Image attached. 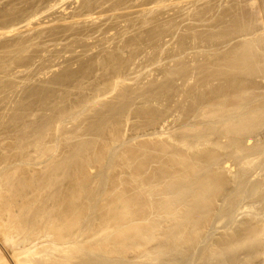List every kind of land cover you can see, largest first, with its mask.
<instances>
[{
    "label": "rangeland",
    "instance_id": "374dc122",
    "mask_svg": "<svg viewBox=\"0 0 264 264\" xmlns=\"http://www.w3.org/2000/svg\"><path fill=\"white\" fill-rule=\"evenodd\" d=\"M156 1L157 0H0V30H6L5 24H7V27L10 25V29L12 28V30L15 31L5 35L0 34L3 36L0 37V42L3 44L0 46V80H2L0 82V90L3 95L7 94V98L10 99L7 100L9 101V106L7 105L8 110L4 115V118H6L4 119L0 114V124L6 131L7 139H12L14 141H8L10 151L9 157L13 163H15L16 160L19 161V158L23 160V164L20 165H23L22 170L25 174L24 178L28 181L26 182V187H28L30 191L35 187V189H37L38 185H40L38 187V190L40 188L39 191L46 190L48 194L46 191L42 192V197L45 201L42 200L41 197L40 202L47 203V200L51 197L55 202L54 204L57 205L56 209L57 212H59V216L62 215V209H66V207H64L66 203H63V200L66 201L67 199L66 202H68L71 196L74 197L75 191L79 192V194L75 193V199L77 195H79V198L77 196V201L73 199L76 202H73V204L76 205V208H82L79 209L84 219L81 222L79 221L80 227L90 229V227L93 226V228L98 231L100 226L106 225L107 223L103 224V221H106V217L108 218L111 215L110 212L118 211V208L121 209L120 201H116L114 206L107 205H110L109 202L118 195L120 196V194L121 197L124 196V198L122 197L123 199L132 202V213H137L138 211L144 215L142 217H148V220L142 222V226H147V229L150 226L152 227L151 229H153L155 226L158 231L156 229L154 230L158 233L161 231L160 228H162L164 223V228L159 232L161 238L158 237V240L154 242L148 243V241L140 239L139 236L134 239L133 237H130V239L129 237H127L128 239L124 237L126 241L123 240V242H121V252H123L120 253V255H122L119 256V258H122L121 264H155L158 260L154 262L149 258V255L153 252H159L158 255L161 254L162 258L158 262L159 264L164 259L165 264H169L168 261L170 259L169 262L171 264L172 262L178 264L176 263L177 261L179 264L182 262L183 264H191V262L192 264H240V260L241 263L244 264H248L250 261L251 263L254 261L253 264L264 263V257H260V259L256 260V263L255 258L252 261L253 255L249 249V251L247 250L245 246L246 243L242 244L244 248H239L236 245L240 239L242 242L243 235L241 236V234L244 230L245 234L248 235V231L246 230L248 224L246 225L244 222L245 220L243 221L244 218H241L245 215L243 213H246V210H248L246 204H243L244 200L238 203L236 199L238 204L235 208L236 211L238 209L241 211V207L246 208H244L245 211L244 209L242 210L243 212L238 218L236 217L239 223L237 221V223H234L235 216L238 212L234 213L233 217L230 218L235 224L232 227V229L234 228V230H232V232L234 231L233 233L227 231L229 228L231 229L232 222L227 221L229 219L228 217H223L224 215L222 219L225 222H223V220L220 219L221 215L219 217L218 213L220 207L223 206L224 208V206L227 205L224 200L228 201L231 197L228 199L224 198L234 195L233 192L239 189L237 187L239 183L234 184L236 183L234 180L239 181L242 178H246V175L242 176L246 166L244 164V167L240 163L245 159L243 154L247 148L250 149L251 142L246 138L248 135L247 128L249 129V123L247 122L248 118L246 119L245 117L248 126L245 123L242 124L244 121L240 120V118L242 119L249 114L245 110L244 112H246L247 115L246 113L244 114L243 106L244 104L247 108L252 106L249 109L254 108L253 110H255L256 107H264V60L262 59L264 58V54L262 55V53H264V44L262 47L260 45L264 39L260 38L264 37V23H261L264 20V0H256L257 3L256 5L254 4L255 6H252L253 4L251 2H253V0H180L182 3L179 0H162L164 1L162 3L163 5L159 3L161 0ZM254 7H257V9L259 7V10ZM85 16H87V18ZM255 17H258L257 20ZM259 38L261 40H259ZM120 76L122 79L119 78ZM118 78L121 81L118 84L119 86L115 84L117 83L116 81L119 82ZM134 78H136V80ZM113 87L114 90H112ZM257 100H261L260 103ZM12 105L16 108H13ZM238 106L243 108L242 112H240V108H236ZM10 107L13 109L11 110ZM260 109L261 108L257 110L256 108L255 112L261 113L263 109ZM18 110L19 113H22L21 115L17 113ZM216 110L218 113L217 115ZM236 110H240L238 112L240 116L236 113ZM213 111H215L214 114L212 113ZM226 111L230 112V116L231 113L232 115L234 114V116L231 117L233 119V125L239 122L240 124L237 123L239 126H241V124L242 126H247V128H245L247 130H245L246 134L242 133L244 127H239L237 124V126L235 125V129L239 127V130H242H238L239 132L234 131L235 129H233V126L230 124L232 119L229 118L230 116L228 114H225ZM210 114H212L211 116L216 115L217 118L208 119L211 118L209 117ZM222 115L223 117L228 116L227 118L230 119V121L226 120L229 124L225 128L223 126L227 123L224 122L222 126V122L227 118H223ZM220 118L223 119V121H220L221 124L218 121ZM213 119L216 121L213 122ZM1 120L3 121L2 123ZM235 120L237 121L235 122ZM163 122H165V124H163ZM230 127L233 131L230 130ZM226 128L229 130L227 131ZM217 130H219V133ZM221 130L223 132H221ZM235 132L238 137H234V140L230 137H233V135L236 134ZM209 133L212 134L209 135ZM227 133L229 134L228 136H226ZM204 134H207L209 138ZM243 134L245 137H243ZM207 138L209 140H206ZM218 138H220V140ZM205 140L207 143H205ZM229 140H233L232 143L229 142ZM17 141L18 143H16ZM210 141H212L211 143L217 142L220 144L218 145L215 143L222 149L216 148V152L220 150L221 154L217 152L220 158L217 154V157H212L210 155L211 150L216 147L215 144L210 146ZM219 141L221 142L219 143ZM248 141L250 143H247ZM53 143H55L57 147L60 146L57 148ZM196 143L199 144L196 145ZM237 143L238 145H236ZM255 143L257 145L259 144L258 141ZM232 144H235L236 147ZM166 145H169L170 149L167 148L168 146ZM199 145H201V147ZM206 145H209V149L206 148ZM202 146L205 147L202 148ZM244 146L247 147L245 148ZM19 147H22V150H24V148L27 150L24 152L21 148L19 149ZM34 147L38 149H34ZM233 147L239 148V150ZM16 148L21 151L16 152ZM201 148L207 150L206 152L204 150V154L206 153L205 157L203 156L204 154L202 155L203 150ZM229 148L234 151L231 150L230 152ZM225 149L230 152L229 154H232V157H230L231 155H227V151H223ZM53 150L55 153L52 152ZM214 150L212 151L214 152ZM208 151L210 152V154L208 153L209 155H207ZM222 151L223 153L225 152L224 154L227 156L223 155ZM33 152L36 153V156ZM41 152H47V154L40 155L42 154ZM213 152L212 155L214 154ZM11 154L12 156H10ZM241 154L243 156H241ZM51 155L54 156L52 157ZM236 155L242 157V159L240 158L241 161L239 158L235 159V157H237ZM49 156H51V159H49ZM213 156H215V154ZM206 157L212 158H209L212 160V163H210V160ZM200 158H203L209 164L203 163L205 162L203 160V162H201L202 165L200 163ZM213 158L216 159L214 160ZM43 160L48 164L47 167V164L42 165V163H45ZM180 160L182 163H180ZM213 160L214 162L220 160L222 163L218 161V164H216ZM232 160L240 162L237 163V161H235V164ZM34 161L37 163L42 162L41 165H39L41 167H36L38 164ZM47 161H49V163ZM227 161L228 164H226ZM29 162H32L31 164H36L35 167L29 164ZM61 162L62 164L64 163L62 167H60ZM232 163H234L233 170H231ZM205 164L207 167H202L205 166ZM225 164L226 166H224ZM238 164H240L239 167H237ZM215 165L216 167H214ZM220 165L221 167L223 166V169H221ZM224 167L228 169L225 170L228 175H230V172L233 173L234 171L236 175L234 172V175L231 174L230 177H228V175L223 172ZM203 168H206L205 171ZM214 170H216L215 172L219 170L218 173L221 175L224 173V183L222 182V184H227V186L225 185L222 187L223 185L219 184L223 192L232 190L229 186L232 183L231 186L235 189L230 191L233 193H231L232 195H230V192L228 194L226 191L227 195H225L226 192H224V195L221 194L222 197H219L220 189L213 187V189L216 188L215 190L218 189V192H216L212 189V186L215 184L208 186V184L211 185L216 182L212 181L213 178L221 176L215 173ZM221 170H223V173ZM240 170L243 173L239 175L238 172H240ZM205 172H209V175H206ZM56 173L57 176L55 175ZM213 173L219 176H215ZM67 175L69 181L68 177H66ZM201 176L203 178L206 176V178L203 179ZM208 176L209 178L211 177L209 183ZM225 176L232 178V181L228 180ZM165 177H167V180ZM225 179L228 181H224ZM203 180H206L207 183L205 184L206 181L203 183ZM229 181L231 183H229ZM48 182H50V184ZM69 182L70 184H68ZM200 182L207 185L208 188L206 186L204 187L203 190H206V194H203V197L198 194L199 199L193 193L195 190V194L199 191H201L199 192L200 194H202V192L204 193V191L200 190L203 188ZM32 184H37V186ZM29 186L31 189H29ZM32 186L34 187L32 188ZM228 186L229 188L227 189ZM44 187L46 188L44 189ZM47 187L49 188L47 189ZM68 189L70 192L73 190L71 193L72 195H70V192L68 194ZM114 190H117V192L115 191V193H113ZM212 190L215 191L213 194H219L216 197L214 195V199H212V196L207 197ZM165 191H168V193L166 194ZM163 192H165V194ZM65 193L70 196H66ZM116 193L117 196H115ZM210 193L212 194V192ZM163 194L164 196L170 195L166 198ZM171 196L174 197V199ZM195 196L196 198H194ZM205 196L209 202L205 200ZM217 197H219V199L221 198V200ZM232 197L234 198V196ZM168 198H170L172 202L176 200L173 203V207H176V203L177 205L180 204V202L183 203H181V207H178L181 204L177 206L179 210H184L183 212L181 210L180 216H178L179 210L176 212L178 215L175 213L171 214L176 216L177 220H175L174 216L165 214L171 211H168V206L164 205V201L169 200ZM215 198L220 201L218 206H216L218 202H216L217 204L214 203L217 201ZM204 200L206 202H204ZM212 200H214V202ZM201 202L202 205L204 203V205H207L206 203H208V207L211 202L210 209L206 208V211L208 212L207 209H209V214L211 213L210 215L212 217L209 216L206 211L204 212V208L202 207L206 206L201 207ZM212 202L215 206L212 205ZM224 203L226 204L222 205ZM58 205L62 206L60 207ZM111 207L114 210L111 211ZM212 207H218L219 209H214L216 211L215 213ZM73 208H75V206ZM223 208L221 209L227 210V206ZM107 210L109 214L105 212ZM182 213H184V219L181 218ZM80 217L79 220L82 219H80ZM179 218L182 219L179 223H185V225L183 224L185 226L183 229L186 228L185 230L187 231L182 229V225L180 228V224L177 222ZM196 218L197 231H199L201 235L205 234L202 237L199 232L198 235L197 233L194 234L196 231L193 222L195 223ZM198 218L201 220L198 221ZM187 219H189V221ZM204 219H206L208 223L210 222V225H208L207 221ZM219 220L221 223L217 222ZM241 220L242 223L244 222L243 225ZM98 221H101L99 227L98 225L100 223ZM147 221H149V223ZM203 221L206 222V224L204 223L206 227ZM200 222H202L201 228ZM85 223L87 226L91 223L93 224L86 228L87 226ZM191 223L194 228H192ZM166 224L170 228H167V226H165ZM236 224H239V226ZM171 225H175L173 228L175 227L177 231H175L176 229H173ZM177 226H179V229ZM244 226L245 229L243 230L242 228H244ZM204 227L206 229H202ZM171 228L174 231H169ZM95 230L92 231L91 229L90 231L92 232L89 231V234H94ZM204 230L205 233L203 234ZM180 231H185L183 232L184 238L188 237V239H181L180 236L176 237V233L178 235ZM238 231L241 237L239 240L237 239L239 237L236 236L238 235ZM223 232L225 233L223 234ZM227 232L233 234L236 238H233V236ZM166 233H168V235L173 233L174 236L170 235L168 237ZM186 233L187 236H185ZM226 233L228 236L225 235ZM102 235L106 237L107 233H103ZM102 235L99 236L102 238ZM247 235H245L246 239L248 238ZM223 236H227V238L225 237L226 240H228L227 242ZM178 237H180L181 240ZM213 237L215 239L212 241L215 245L212 242L209 243ZM217 237L220 239H217ZM169 238L171 240H169ZM98 239L100 238L98 237ZM194 239L196 240L194 241ZM216 239L220 241H215ZM231 239L233 241L236 240L235 245L233 244L234 246H232L234 247L233 249L232 247L229 248L231 246L230 243H233ZM172 240H178V242H171ZM221 240L227 244L226 248H229L231 251H227L226 248H223L226 244L223 241L221 242ZM247 240H245V242ZM156 242L161 244L163 248H159L158 251L156 248L155 251V246L158 247ZM190 242H193L194 245H191L192 243ZM197 242H199L198 245ZM216 243L217 249L212 247V245L216 246ZM139 244L142 246L140 247ZM195 245L197 246L196 248ZM208 245L210 246L207 247ZM180 246L183 248V252L181 248L178 249ZM187 246H190V248ZM239 246L241 247V245ZM184 247L186 250L188 248L189 251L184 250ZM219 247L223 248V252H221L222 249L220 250ZM235 247L237 251L234 250ZM165 249L166 251L168 250V255ZM210 249L212 250L210 251ZM190 250L194 251L191 252ZM244 250H247L246 252L248 253L250 252L249 254L252 256ZM160 251H164L166 254L164 252L163 254L166 257L163 256ZM169 252L171 255H169ZM186 252H188L190 256ZM239 252L240 254H238ZM184 253L186 255H184ZM213 253H215V256L212 255ZM145 254H147V256ZM176 254L178 259L177 256H175V258L172 257V255L174 256ZM178 254H181L184 258L186 256L185 259H188L184 262L185 259L182 260V257ZM244 254H247V256ZM158 255L156 254V256ZM210 255H212L211 258ZM99 256L100 255L97 257L94 256L93 258H99ZM161 256L158 257L160 258ZM249 256L252 258L250 259ZM109 257H107V259ZM93 258L91 263L96 264L98 260L94 263L95 259ZM244 258L250 260H247L248 262L246 261L247 263H245ZM107 259L104 262H107ZM174 259H177V261H174ZM109 260L108 262H110Z\"/></svg>",
    "mask_w": 264,
    "mask_h": 264
},
{
    "label": "bare ground",
    "instance_id": "6f19581e",
    "mask_svg": "<svg viewBox=\"0 0 264 264\" xmlns=\"http://www.w3.org/2000/svg\"><path fill=\"white\" fill-rule=\"evenodd\" d=\"M80 1V0H79ZM157 1H159V0H157ZM156 1V2H157ZM162 1V0H161ZM159 2L161 5H163L162 3L164 2V1H162V2ZM171 1V0H170ZM169 1V2H170ZM180 1V0H179ZM183 1V0H182ZM252 1V0H251ZM257 1H259V0H257ZM257 1L256 0H253V2H251L253 5L252 6H255L256 5V3H257ZM55 2V1H54ZM155 2V3H156ZM181 2V1H180ZM61 3V2H60ZM167 3H168V1H167ZM182 3V2H181ZM154 4V3H153ZM157 4V3H156ZM155 4V5H156ZM159 4V5H160ZM255 4V5H254ZM259 4H260V2H259ZM58 5V4H57ZM258 5V4H257ZM157 6V5H156ZM259 6V5H258ZM49 7V6H48ZM56 7V6H55ZM58 7V6H57ZM154 8V7H153ZM156 8V7H155ZM160 8V7H159ZM167 8V7H166ZM255 8V7H254ZM255 9H257V7L255 8ZM47 10H48V8H47ZM149 10V9H148ZM152 10V9H151ZM257 10H259V7H258V9ZM46 11V10H45ZM190 12V11H189ZM170 13V12H169ZM188 13V12H187ZM257 13V12H256ZM259 14V13H258ZM39 15V14H38ZM256 15V14H255ZM93 16V15H92ZM33 17V16H32ZM31 17V18H32ZM36 17V16H35ZM86 18H87V16H85ZM261 17V16H260ZM80 18H82V17H80ZM258 18V17H257ZM257 18L255 17V19L257 20ZM261 19V18H260ZM69 20V19H68ZM80 20V19H79ZM75 21V20H74ZM261 21H262V19H261ZM28 22V21H27ZM30 22V21H29ZM262 24L264 23V20L261 22ZM45 24V23H44ZM6 25V30L4 29H1L0 30V34L1 35H5V34H7V33H12V32H15L14 30H12V28L10 29V27L8 26L7 27V24H5ZM12 25V24H11ZM13 27V26H12ZM16 27V26H15ZM35 27V26H34ZM7 28H9V29H7ZM15 29V28H14ZM0 35V37H3V36H1ZM6 36H8V35H6ZM244 36V35H243ZM262 36V35H261ZM260 37V36H259ZM261 39H263L264 37H260ZM259 38V40H261ZM193 39H194V37H193ZM1 41V40H0ZM263 42H264V39H263ZM262 42V44L260 43V45H261V47H262V45L264 44ZM193 43V42H192ZM258 44V43H257ZM3 44H2V42H0V46H2ZM260 45H259V47H260ZM263 48H264V46H263ZM262 48V49H263ZM264 50V49H263ZM262 50V51H263ZM164 52V51H163ZM264 52V51H263ZM261 54V53H260ZM264 53H262V55H263ZM246 59V58H245ZM263 60H264V58H262ZM247 60V59H246ZM158 62V61H157ZM195 62V61H194ZM47 63V62H46ZM264 63V62H263ZM264 65V64H263ZM229 67V66H228ZM237 67V66H236ZM24 68V67H23ZM140 68V67H139ZM149 68V67H148ZM19 69H21V68H19ZM149 69H151V68H149ZM193 69V68H192ZM23 70V69H22ZM195 70V69H194ZM248 70V69H247ZM256 70V69H255ZM261 70H262V67H261ZM25 71H27V70H25ZM15 72V71H14ZM41 72V71H40ZM50 73H52V72H50ZM49 73V74H50ZM194 76V75H193ZM252 76V75H251ZM138 77V76H137ZM152 77V76H151ZM120 79H122L121 78V76L119 77ZM118 78V79H119ZM120 79H119V82L118 81H116L117 83H115V84H119L121 81H120ZM124 79V78H123ZM135 80H136V78H134ZM138 79V78H137ZM117 80V79H116ZM264 80V79H263ZM2 80H0V82H1ZM126 81V80H125ZM193 81V80H192ZM1 84V83H0ZM115 84H114V87H115ZM119 86V85H118ZM118 86H116V87H118ZM19 87V86H18ZM114 87H113V89L112 90H114ZM233 87V86H232ZM241 88V87H240ZM246 88V87H245ZM1 89H3V88H1ZM117 89V88H116ZM4 90V89H3ZM202 90V89H201ZM206 90V89H205ZM247 90H249V89H247ZM248 92V91H247ZM246 93V92H245ZM9 94V93H8ZM109 94V93H108ZM238 94V93H237ZM229 95V94H228ZM242 95V94H241ZM246 95V94H245ZM234 96V95H233ZM8 97V95L7 94H4L3 95V93H2V91L0 90V114H1V116L4 118V115L6 114V111L8 110V102L9 101H7L9 98H7ZM10 97H11V95H10ZM237 97V96H236ZM243 98V97H242ZM261 98V97H260ZM10 100V99H9ZM94 100V99H93ZM255 100V99H254ZM11 101H12V99H11ZM258 101V100H257ZM261 101V100H260ZM260 101H258L259 103H260ZM155 102V101H154ZM243 102V101H242ZM86 103V102H85ZM89 103V102H88ZM256 103V102H255ZM258 103V104H259ZM264 103V102H263ZM15 104V103H14ZM37 104V103H36ZM92 104V103H91ZM8 105V106H7ZM17 105V104H16ZM247 106H250V105H248V104H246ZM263 105V104H262ZM13 106V108H16L14 105H12ZM19 106V105H18ZM241 106V105H240ZM243 106V105H242ZM256 106H258V105H256ZM23 107V106H22ZM22 107H21V109H22ZM250 107H252V106H250ZM249 107V108H250ZM11 108V110L13 109L12 107H10ZM237 109L238 108H240L239 106L238 107H236ZM244 108V109H243ZM243 108L241 107L240 109H241V111L240 112H242V109H243V112H244V110L247 112V113H249L248 115H247V113L246 112H244V114L246 113V115L247 116H244V118H240V120H242V121H244V122H242V124L243 123H245L246 125H247V123H246V119L248 118V123H249V129L247 128V126L245 125V126H242V124H241V126H239V122H237V123H239V124H237L239 127H244V131L246 130L245 128H247V133H248V137L246 136V138H248L249 139V141L251 142H247V143H250V149L249 148H247V150L244 152V156L241 154V156H243L245 159H243V161H241V159H242V157H240V156H237V157H235V159L236 158H239V160L242 162V163H240L241 165H243L244 166V164H245V166H246V168H244L245 170H243L241 167V169L244 171V173L243 172H241V170H240V172H238L239 173V175H240V173H243V175L242 176H244V175H246V178H242L241 180H234V182H236V183H234V184H237V183H239V186L237 185V187L239 188V189H237L235 192H233L234 193V195H232L233 193L232 192H230V191H232L233 189H234V187L233 186H231L232 185V183L230 182V181H232L231 179L232 178H228V177H230V175L231 174H233L232 172H230V175H228V173H226L225 172V170L227 169H225V167H224V171L223 170H221V172L223 171V172H225L227 175H228V177L227 176H225V177H227V179L228 180H230L229 181V183H231V185H229L230 186V188L232 189V190H230L229 192H230V195H232V196H234V198L232 197V196H227V197H225L224 199H228L229 197H231L230 198V200L228 199V201H226V200H224L226 203H227V205H225L226 203H224V204H222V205H225L224 206V208H226V206H227V210L226 209H224L223 208V206L222 207H220V211L218 212L219 213V217H220V215H221V220H223L222 219V216L223 217H228V219L229 220H227V221H230V222H232V226H231V229L229 230H227L228 232L230 231V232H232V230H234V228L232 229V227H233V225H235L234 223H237L238 221V219H236V217L238 218V216L239 215H241V213L243 212L242 210L244 209V208H246L247 207V209L248 210H246V213H243V214H245L243 217H241L242 219H243V221L246 223V225H247V228H246V230L248 231V235L247 234H245V226H244V228H242L244 231H243V233L241 234V236H242V242L240 241L241 239V237H240V234H239V231H238V235H236L237 237H239V238H237L238 240H239V242H235V241H233L232 239L235 237L233 234H230V233H228V234H230L231 236H233V238L231 239L232 241H233V243H230V247L229 248H231L232 246H234L235 245V243H236V245L239 247V248H244V245H242V244H245V246L247 247V250L249 249L250 250V252H251V254L253 255V258L251 257L252 255L251 254H249L248 252H246L247 250H244L246 253H248L249 255H251V256H249L250 257V259L252 258V261L254 260V258H255V263H256V260H258V259H260V257H264V107L263 106H261V107H256L257 108V110L259 109V108H261V109H263L262 110V112L261 113H259V112H255V110H256V108H255V110H253L254 108H251V109H249V108H247L246 106H245V104H244V106H243ZM21 109H20V111H21ZM198 109H199V107H198ZM203 109V108H202ZM246 109H249V110H246ZM10 110V111H11ZM25 110V109H24ZM201 110V109H200ZM204 110V109H203ZM227 110V109H226ZM252 110V111H251ZM14 111V110H13ZM131 111V110H130ZM237 111V110H236ZM239 111H237L236 113L239 115L240 113H238ZM214 112L215 111H213L212 113L214 114ZM228 111H226V113L225 114H228L229 115V113L230 112H228ZM233 112V111H232ZM11 113V112H10ZM9 113V114H10ZM17 113H19V110H18V112ZM16 113V114H17ZM164 113V112H163ZM204 113V112H203ZM211 113V112H210ZM234 113H235V109H234ZM8 114V113H7ZM20 115L22 114V113H19ZM18 114V115H19ZM24 114V113H23ZM208 114H209V112H208ZM218 113H217V110H216V115H217ZM224 114V115H225ZM242 114V113H241ZM19 115V116H20ZM154 115V114H153ZM179 115H181V114H179ZM196 115V114H195ZM212 114H210V116L209 117H211V118H208V116H207V118L208 119H212V118H217L216 117V115H213V116H211ZM174 116V115H173ZM194 116V115H193ZM230 116V115H229ZM232 116H234V114L232 115V113H231V116L229 117V118H231ZM237 116V115H236ZM240 116V115H239ZM239 116H238V118H239ZM18 117V116H17ZM69 117V116H68ZM80 117V116H79ZM195 117V116H194ZM201 117H202V115H201ZM222 117H223V115H222ZM221 117V118H222ZM228 117V116H227ZM227 117H223V118H227ZM245 117H246V119H245ZM2 118V119H3ZM6 118V117H5ZM4 118V119H5ZM22 118H24V117H22ZM129 118V117H128ZM128 118H127V120H128ZM200 118V117H199ZM205 118H206V115H205ZM214 118V119H215ZM219 119L218 121L220 122V121H223V119ZM229 118H227V119H225L223 122H222V126H223V123L224 122H226V120L228 121H230V119ZM1 119V118H0ZM8 119V118H7ZM18 119V118H17ZM214 119H213V122H215L214 121ZM232 119V118H231ZM244 119V120H243ZM23 120V119H22ZM167 120H168V118H167ZM7 121V120H6ZM65 121V120H64ZM237 120H235V122H236ZM3 121L1 120V123H2ZM14 122H16V121H14ZM13 122V123H14ZM18 122H19V120H18ZM60 122V121H59ZM62 122V121H61ZM218 122V123H219ZM232 122V123H231ZM230 122V124L233 126V129H235V127L237 126L236 124H234L233 125V119H232V121ZM234 122V123H235ZM6 123H8V122H6ZM17 123V122H16ZM15 123V124H16ZM188 123V122H187ZM227 123V122H226ZM58 124V123H57ZM163 124H165V122H163ZM186 124V123H185ZM220 124H221V122H220ZM229 123H227L226 125H224L223 127L225 128L227 125H228ZM9 125V124H8ZM214 125V124H213ZM216 125V124H215ZM236 125V126H235ZM5 126V125H4ZM171 126V125H170ZM182 126H184V125H182ZM196 127V126H195ZM239 127L238 128H236L234 131H237V132H239L240 130H242V129H240L239 130ZM6 128V127H5ZM17 128H19V127H17ZM200 128V127H199ZM227 128H229V127H227ZM226 128V129H227ZM56 129H57V127H56ZM55 129V130H56ZM185 129V128H184ZM193 130V129H192ZM194 130H195V128H194ZM211 130H212V128H211ZM216 130V129H215ZM222 130H224V129H222ZM221 130V132H223ZM229 129H227V131H228ZM230 130L231 131H233L232 129H231V127H230ZM239 130V131H238ZM57 131V130H56ZM191 131V130H190ZM218 131V133H219V130H217ZM242 132V133H244V134H246V131L245 132ZM58 132V131H57ZM166 132V131H165ZM193 132V131H192ZM206 132V131H205ZM230 132V131H229ZM228 132V133H229ZM208 133V132H207ZM224 133H225V131H224ZM226 134V136H228L229 134ZM233 133V132H232ZM236 133V132H235ZM212 134V133H211ZM210 133H209V135H211ZM222 134V133H221ZM231 134V133H230ZM243 134V137H245V135ZM57 135V134H56ZM60 135V134H59ZM68 135V134H67ZM159 135V134H158ZM205 135V134H204ZM232 135V134H231ZM237 135V133L235 134V135H233V137H230V138H233L234 139V137H238V136H236ZM242 135V134H241ZM258 135V136H257ZM160 136V135H159ZM163 136V135H162ZM205 136H207V134L205 135ZM226 136H225V138H226ZM151 137V136H150ZM196 137V136H195ZM208 137V136H207ZM222 137H224V136H222ZM258 137V138H257ZM8 138H9V136H8ZM159 138V137H158ZM171 138V137H170ZM197 138V137H196ZM206 138V137H205ZM209 138V137H208ZM206 139V140H209V139ZM245 138V139H246ZM201 139V138H200ZM202 139H203V137H202ZM219 140H220V138H218ZM228 139V138H227ZM258 139V140H257ZM12 140V139H11ZM11 140H9V139H7V134H6V131L3 129V126L1 127V124H0V264H93V263H91V261H92V258L94 257V256H98V255H100L99 256V258H93V259H95L94 260V263H96L95 261H97L98 260V262L96 263V264H106L107 262H108V260L109 259H111V260H109L110 262H108L107 264H121L122 263V258H119V256H121L120 255V253H122L121 252V242H123V240H125L126 241V239L124 238V237H129V239H130V237L132 238L133 237V239L135 238V237H137V236H139L140 237V239H142V240H145V241H148V243H150V242H154V241H156V240H158V237H160L161 238V236H160V234H159V232H161L162 231V228H164V223H163V225H162V228H160L161 229V231H159L158 233L156 232V230H157V228L154 226L153 227V229H151L152 227L150 226L148 229H147V226H142V222L144 221V220H148V217L147 218H144V217H142V216H144V215H142L141 213H139L138 211H137V213L135 212V213H132L133 212V210L131 209L132 208V202H130V201H128V200H126V199H123L124 198V196H122L121 197V194H120V196L118 195L117 196V193L115 194V196H117L116 198H114L113 199V197H112V199L113 200H111V202H109V204L110 205H107V206H114V204H116V201H120V204H121V209H119L118 208V211H113V212H110L111 213V215L107 218L106 217V221H103V224H105V223H107L106 225H104V226H100L101 225V221L103 220V218H102V220L99 222L100 224L98 225V227L100 226V229L97 231V229L95 230L94 228H93V226H91L90 227V225H92L93 223H89L90 225H88L89 227H90V229L88 228V226L86 225V223H85V225L87 226H85L86 228H88V229H85L84 227H80L79 226V224H80V222L84 219V217L82 218V215H81V211H80V209H82V208H80V207H77L76 208V205L75 204H73V202L74 203H76L75 202V200L77 201V199L79 198V195H77L78 196V198H77V196H76V199H75V193H78L79 194V192H76L75 191V193H74V197L73 196H71V198L68 200V202H66L67 201V199H66V201L65 200H63V203H66V204H64V207H66V209H62V215H58L59 214V212H57V205H55L54 203V201H53V199L50 197L49 198V200H47L48 202L46 203H44V202H40V198L43 196L42 195V192L43 191H46V190H43V191H39L40 190V188H39V190H38V187L40 186V185H38V187H37V189H33V190H28V187H26V185H27V183L26 182H28V181H26V178H24L25 177V174L23 173V170H22V166L20 165V164H23L22 163V161L23 160H20V158L19 157H17V158H19V161H21V162H19L18 160H16L15 161V163H13V161L10 159V157H9V143H8V141H11ZM185 140V139H184ZM206 140H205V143H207L206 142ZM235 140V139H234ZM13 141V140H12ZM11 141V142H12ZM37 141V140H36ZM52 141V140H51ZM151 141V140H150ZM162 141V140H161ZM171 141H172V139H171ZM175 141V140H174ZM182 141V140H181ZM180 141V142H181ZM217 141V140H216ZM233 141V140H232ZM232 141L231 140H229V142H231L232 143ZM256 141H258V145L255 143ZM14 142V141H13ZM21 142H22V140H21ZM39 142V141H38ZM49 142H50V140H49ZM198 142V141H197ZM212 141H210V146H212V144H218L217 142H213V143H211ZM221 141H219V143H220ZM235 142V141H234ZM16 143H18V141L16 142ZM16 143H15V145H16ZM47 143V142H46ZM57 143V142H56ZM60 143V142H59ZM183 143H185V142H183ZM201 143V142H200ZM209 143V142H208ZM224 143V142H223ZM222 143V144H223ZM236 143V142H235ZM245 143H246V141H245ZM20 144V143H19ZM26 144V143H25ZM29 144V143H28ZM48 144H51V143H48ZM53 144H55V143H53ZM160 144V143H159ZM178 144V143H177ZM194 144V143H193ZM197 144H199V143H196V145ZM215 144V150L214 149H212V150H214V152L211 150V154H210V152L208 151L207 152V155H211L212 157H219V154H221L220 153V150H219V154H217V152H216V148H220V146L218 147L217 145ZM228 145H230L229 143H227ZM22 145H23V143H22ZM44 145H47V144H44ZM56 145V144H55ZM59 145V144H58ZM161 145H163V144H161ZM189 145V144H188ZM191 145V144H190ZM202 145H203V142H202ZM218 145H220V144H218ZM232 145H235V144H232ZM236 145H238V143L236 144ZM236 145H235V147H236ZM248 145V144H247ZM257 145V146H256ZM14 146V145H13ZM28 146V145H27ZM42 146H43V144H42ZM60 146V145H59ZM58 146V147H59ZM158 146V145H157ZM166 146H168L167 148H169L170 146L169 145H166ZM180 146V145H179ZM200 147H201V145H199ZM207 147V149H209V145H206ZM222 146V145H221ZM231 146V145H230ZM243 146V145H242ZM11 147V146H10ZM23 147V146H22ZM22 147H19V149L21 148V150H22ZM46 147V146H45ZM51 147V146H50ZM56 147H57V145H56ZM57 147V148H58ZM184 147V146H183ZM196 147V146H195ZM194 147V148H195ZM198 147V146H197ZM199 147V148H200ZM205 146H202V148H204ZM223 147H224V145H223ZM222 147V148H223ZM232 147V146H231ZM235 147H233V148H235ZM238 147V146H237ZM245 148L247 147V146H244ZM27 148V147H26ZM29 148H30V146H29ZM37 148V147H36ZM35 147H34V149H36ZM38 148H39V143H38ZM37 148V149H38ZM53 148V147H52ZM201 148V149H202ZM225 148L227 149V147L225 146ZM13 149V148H12ZM33 149V150H34ZM42 149V148H41ZM47 149V148H46ZM45 149V150H46ZM56 149V148H55ZM54 149V150H55ZM166 149V148H165ZM170 149V148H169ZM187 149H189V148H187ZM221 149V148H220ZM224 149V148H223ZM223 150V151H227V150ZM235 149H237V148H235ZM10 150H11V148H10ZM14 150V149H13ZM21 150H18L17 148H16V152L17 151H21ZM27 150V149H26ZM25 150V148H24V150H22V151H26ZM52 151V152H54L55 153V151ZM59 150V149H58ZM107 150V149H106ZM173 150H175V149H173ZM203 150V152H202V155L204 154V150H205V152L207 151L206 149H202ZM222 150V149H221ZM231 150H233V149H231ZM231 150H230V148H229V151L231 152ZM237 150H239V148L237 149ZM236 150V151H237ZM242 150H243V148H242ZM41 151V150H40ZM49 151V150H48ZM47 151V152H48ZM160 151V150H159ZM163 151V150H162ZM166 151H167V149H166ZM178 151V150H177ZM223 151H222V153H223ZM229 151H227V155H231L230 157H232V154H229L230 152ZM234 151V150H233ZM232 151V152H233ZM235 151V152H236ZM43 152V151H42ZM41 152V153H42ZM47 152L46 153H42V154H40V155H43V154H47ZM85 152V151H84ZM188 152V151H187ZM212 152L215 154V156H213L212 155ZM216 152V153H215ZM235 152H234V154H235ZM242 152V151H241ZM34 153V152H33ZM95 153V152H94ZM126 153V152H125ZM164 153V152H163ZM209 153V154H208ZM225 153V152H224ZM223 153V155H226V154H224ZM238 153H240V152H238ZM35 154V156H36V153H34ZM190 154V153H189ZM206 154V153H205ZM205 154L203 155L204 157H205ZM216 154H217V156H216ZM236 154H237V152H236ZM20 155V154H19ZM22 155H23V153H22ZM38 155V154H37ZM200 155H201V153H200ZM206 155V156H207ZM222 155V156H223ZM226 155V156H227ZM10 156H12V154L10 155ZM34 156V155H33ZM45 156V155H44ZM52 156V155H51ZM51 156H49V159H51L50 157ZM54 156V155H53ZM52 156V157H53ZM143 156V155H142ZM188 156V155H187ZM203 156H200V157H203ZM221 156V157H222ZM22 157V156H21ZM38 157V156H37ZM40 157V156H39ZM149 157V156H148ZM183 157V156H182ZM199 157V156H198ZM224 157V156H223ZM222 157V158H223ZM26 158V157H25ZM55 158V157H54ZM125 158V157H124ZM139 158V157H138ZM194 158H196V157H194ZM208 160H210V159H212V158H208V157H206ZM205 158V159H206ZM220 158V157H219ZM241 158V159H240ZM13 159V158H12ZM16 159V158H15ZM43 159V158H42ZM48 159V158H47ZM183 159V158H182ZM187 159V158H186ZM185 159V160H186ZM201 159V158H200ZM214 159V158H213ZM216 159V158H215ZM214 159V160H215ZM224 159V158H223ZM228 159L230 160V158L228 157ZM227 159V160H228ZM38 160H39V158H38ZM41 160V159H40ZM46 160V159H45ZM45 160H43V161H45ZM53 160V159H52ZM56 160V159H55ZM198 160V159H197ZM203 158L200 160V163L201 162H203ZM207 160V161H208ZM214 160H213V162H214ZM221 160V159H220ZM220 160H218V161H220ZM28 161H30V160H28ZM90 161V160H89ZM170 161V160H169ZM175 161V160H174ZM205 162H203V163H207L206 162V160H204ZM212 160H210V163H212L211 162ZM218 161L216 162V164H218ZM233 161V160H232ZM235 161H237V160H234L233 162H235ZM240 161H237V163H239ZM33 162V161H32ZM32 162H29V164H31ZM36 164H38V166H36V167H41V166H39V165H41V163L42 162H40V163H37L36 161H34ZM39 162V161H38ZM48 163H49V161H47ZM52 162V161H51ZM50 162V163H51ZM82 162V161H81ZM209 162V161H208ZM214 162V163H215ZM221 162V161H220ZM244 162V163H243ZM27 163V162H26ZM135 163V162H134ZM172 163V162H171ZM180 163H182L181 162V160H180ZM184 163V162H183ZM193 163V162H192ZM213 163V164H214ZM222 163V162H221ZM36 164H31L32 166H34L35 167V165ZM43 164H47L46 163V161H45V163H42V165ZM53 164V163H52ZM61 165H60V167H62V165L64 164H62V162L60 163ZM67 164V163H66ZM179 164V163H178ZM202 164V163H201ZM207 164H209V163H207ZM224 164V163H223ZM226 164H228V161H227V163ZM226 164L224 165V166H226ZM229 164H231V163H229ZM234 163H232V169L231 168H229V169H231V170H233L234 168H233V165ZM235 164H236V162H235ZM240 164H238V166L237 167H239V165ZM30 165V166H31ZM177 165V164H176ZM185 165V164H184ZM189 165V164H188ZM191 165V164H190ZM203 165V164H202ZM222 165V164H221ZM221 165H220V167H221ZM48 166V164L46 165V167ZM55 166V165H54ZM58 166H59V164H58ZM64 166V165H63ZM66 166V165H65ZM179 166V165H178ZM201 166V165H200ZM199 166V167H200ZM209 166V165H208ZM229 166V165H228ZM244 166V167H245ZM45 167V166H44ZM186 167H187V165H186ZM197 167V166H196ZM202 167H207L206 166V164H205V166H202ZM211 167V166H210ZM213 167V166H212ZM214 167H216V165L214 166ZM223 167V166H222ZM221 167V169H223ZM230 167V166H229ZM237 167H235L236 169H239V168H237ZM56 168H57V165H56ZM145 168V167H144ZM164 168V167H163ZM168 168V167H167ZM181 168V167H180ZM192 168V167H191ZM217 168H218V166H217ZM45 169V168H44ZM66 169V168H65ZM183 169V168H182ZM206 169V168H205ZM205 169L203 168V170L205 171ZM220 169V168H219ZM50 170H51V168H50ZM67 170V169H66ZM177 170V169H176ZM190 170H192V169H190ZM194 170V169H193ZM199 170V169H198ZM202 170V171H203ZM208 170V169H207ZM228 170V169H227ZM155 171V170H154ZM216 170H214V172H215ZM237 171H239V170H237ZM58 172V171H57ZM218 172H219V170H218ZM218 172H215V173H218ZM222 172V173H223ZM26 173V172H25ZM32 173H33V169H32ZM36 173V172H35ZM34 173V174H35ZM50 173H51V171H50ZM54 173H55V171H54ZM69 173V172H68ZM135 173V172H134ZM175 173H176V171H175ZM187 173V172H186ZM209 173V172H208ZM208 173H206L205 172V174L207 175ZM66 174H67V172H66ZM65 174V175H66ZM174 174V173H173ZM172 174V175H173ZM179 174V173H178ZM214 174V173H213ZM219 174V173H218ZM218 174H214L215 176H217ZM225 174V175H226ZM235 175H236V172L234 173ZM233 174V175H234ZM52 175H53V172H52ZM56 176H57V173L55 174ZM169 175V174H168ZM177 175V174H176ZM181 175V174H180ZM209 175V174H208ZM212 175V174H211ZM210 175V176H211ZM219 175H221V174H219ZM218 175V176H219ZM223 175H224V173H223ZM223 175H221V176H219V177H215V178H213V182L214 181H216V182H212L213 184H211V185H209L208 184V186H212V185H214V186H212V189H213V187H217V188H219L220 190H219V192H220V196L219 197H222L221 196V194L222 195H224L223 193L224 192H226V191H224L223 192V190L221 189L222 187H224L225 185L227 186V184H225V185H223L222 184V182H223V179H224V177H223ZM232 175V176H233ZM54 176V175H53ZM132 176V175H131ZM130 176V177H131ZM188 176V175H187ZM213 176V175H212ZM238 176V175H237ZM241 176V177H242ZM52 177V176H51ZM66 177H68V175L66 176ZM133 177V176H132ZM181 177V176H180ZM202 177V176H201ZM234 177V176H233ZM167 177H165V179H166ZM203 178V177H202ZM204 178H206V176H204ZM203 178V179H204ZM208 178H209V176H208ZM207 178V179H208ZM169 179V178H168ZM206 179V180H207ZM211 179V177L208 179V183H209V180ZM215 179V180H214ZM227 179H225L224 181H228ZM237 179H239V178H237ZM65 180V179H64ZM79 180V179H78ZM147 180V179H146ZM167 180V179H166ZM205 180V181H206ZM57 181V180H56ZM68 181H69V177H68ZM71 181V180H70ZM204 180H203V183L205 182ZM238 181V182H237ZM36 182V181H35ZM38 183V182H37ZM49 184H50V182H48ZM53 183H54V181H53ZM86 183V182H85ZM116 183V182H115ZM201 183V182H200ZM203 183H201L202 184V189H200V190H202V191H204V193L202 192V194H200L199 192H201V191H199L198 193H196L195 194V192H196V190H195V192L193 193L194 195H196L197 196V198H199V195H202V197H203V194L205 195L206 194V190H203L204 189V187L206 186L207 187V185H204ZM207 183V181L205 182V184ZM216 183H218V184H216ZM224 183V182H223ZM228 183V182H227ZM228 183V184H229ZM68 184H70V182L68 183ZM78 184V183H77ZM114 184V183H113ZM151 184V183H150ZM222 184L223 186L222 187H220V185ZM29 185V184H28ZM32 185H36L37 186V184H32ZM143 185V184H142ZM167 185V184H166ZM217 185V186H216ZM218 185H219V187H218ZM31 186V185H30ZM30 186H29V189H31L30 188ZM46 186V185H45ZM49 186V185H48ZM148 186V185H147ZM229 186L227 187V189L229 188ZM34 186H32V188H33ZM52 187V186H51ZM233 187V188H232ZM236 187V186H235ZM236 187V188H237ZM42 188V187H41ZM46 187H44V189H45ZM49 187H47V189H48ZM157 188V187H156ZM171 188V187H170ZM174 188V187H173ZM208 188V187H207ZM53 189V188H52ZM55 189H56V187H55ZM58 189V188H57ZM71 189V188H70ZM123 189V188H122ZM155 189V188H154ZM197 189V188H196ZM216 188H214L213 190H215ZM28 190V191H27ZM42 190V189H41ZM51 190V189H50ZM65 190V189H64ZM153 190V189H152ZM209 190H210V187H209ZM210 191V192H212V194L209 192V194H208V196L207 197H211L212 196V199H214L213 198V196L215 195V197L216 196H218L219 194L218 193H215V194H213L215 191L216 192H218L217 190H215V191ZM221 190H222V193H221ZM235 190V189H234ZM53 191V190H52ZM115 191L117 192V190H114V192L113 193H115ZM191 191V190H190ZM47 192V191H46ZM54 192V191H53ZM65 192V191H64ZM63 192V193H64ZM69 192H70V190L68 189V194H69ZM73 192V190H71V192H70V195H72L71 193ZM157 192V191H156ZM166 192V194L168 193V191H165ZM165 192H163L164 194H165ZM177 192V191H176ZM207 192H208V190H207ZM228 192V191H227ZM227 192H226V194L225 195H227ZM229 192H228V194H229ZM112 193V194H113ZM232 193V194H231ZM236 193V194H235ZM44 194V193H43ZM46 194V193H45ZM47 194H48V192H47ZM50 194V193H49ZM66 194V193H65ZM68 194H66V196L68 195ZM84 194V193H83ZM130 194V193H129ZM148 194V193H147ZM164 194H163V196H164ZM172 194V193H171ZM199 194V195H198ZM63 195V194H62ZM70 195H68V196H70ZM150 195V194H149ZM170 195V194H169ZM169 195H165L164 197H168ZM236 195V196H235ZM80 196H81V194H80ZM196 196L194 197V198H196ZM204 197L205 198V200H208V199H206L207 197ZM45 197V196H44ZM48 197H49V195H48ZM52 197H54V196H52ZM109 197V196H108ZM161 197V196H160ZM172 197V196H171ZM201 197V196H200ZM219 197H217L218 199H219ZM57 198H58V196H57ZM61 198V197H60ZM66 198V197H65ZM150 198V197H149ZM165 198V199H166ZM173 199H174V197H172ZM171 198V199H172ZM73 199H75V200H73ZM169 200H166V201H164V205L165 206H168V211H170V213H165L166 215L168 214V216H169V214L171 215V214H177L176 212H178V210H179V208L178 207H181L182 206V202H180V204H178V205H180V206H178L177 205V203H176V207L178 208H176V207H173V203L176 201H174V202H172L171 200H170V198H168ZM180 199V198H179ZM200 199V198H199ZM202 199V198H201ZM216 199V198H215ZM236 199H237V202L239 203V201L241 202L242 200H244V202H243V204H246V207H244V208H242L241 207V211H239V209L236 211V207H237V202H236ZM42 200H44L43 199V197H42ZM181 200V199H180ZM188 200V199H187ZM186 200V201H187ZM204 200V202H206ZM217 200V199H216ZM219 200H221V198L219 199ZM232 200V201H231ZM45 201V200H44ZM58 201H59V199H58ZM136 201V200H135ZM135 201H133V202H135ZM163 201V200H162ZM201 201V200H200ZM210 201H211V198H210ZM213 202H214V200H212ZM57 202V201H56ZM202 202H203V200H202ZM202 202H201V207L202 206H206V207H202V208H204L203 210H204V212L206 211V208H209L210 209V207H211V202H210V204H209V207L207 206L208 205V203H206L207 205H202ZM207 202H209V200L207 201ZM212 202V205L213 206H215V204L214 203H216V202H218V204L216 205V206H218L219 204H220V201H215L214 203ZM222 202V201H221ZM59 203V202H58ZM223 203V202H222ZM197 204V203H196ZM63 205V204H62ZM61 205V206H62ZM67 205V206H66ZM160 205V204H159ZM58 206H60V205H58ZM60 206V207H61ZM75 206V208H73ZM164 206V207H165ZM174 206H175V204H174ZM241 206H244V205H241ZM72 207V208H71ZM186 207V206H185ZM80 208V209H79ZM106 208H109V207H106ZM166 208V207H165ZM165 208H163V209H165ZM217 208V210L219 209L218 207H216ZM216 208H213L212 207V210H216ZM221 208H223L224 210H222ZM153 209V208H152ZM160 209V208H159ZM184 209V208H183ZM209 209H207L208 210V215L209 216H211L210 214H209ZM84 210V209H83ZM108 210H110V209H108ZM108 210L107 211H105V212H107V214H109L108 213ZM112 210H114V209H112V207H111V211ZM117 210V209H116ZM140 210V209H139ZM182 210V209H181ZM181 210H179L180 212L177 214L178 216H180V213H181ZM202 210V209H201ZM211 210V211H212ZM213 211V212H215L216 213V211ZM222 210V211H221ZM59 211H60V213H61V210L59 209ZM88 211H89V209H88ZM184 210H182V212H183ZM190 211V210H189ZM244 211H245V209H244ZM152 212V211H151ZM163 212V211H162ZM192 212V211H191ZM203 212V211H202ZM236 212H240L238 215L236 214V216H235V219H234V223H233V221H231V219L230 218H232L233 217V215H234V213H236ZM83 213V212H82ZM85 213V212H84ZM104 213V212H103ZM161 213V212H160ZM207 213H204V214H207ZM159 214V213H158ZM228 214V215H227ZM95 215V214H94ZM100 215V214H99ZM105 215V214H104ZM184 215V213H182V216ZM214 215H216V214H214ZM81 216V217H80ZM91 216V215H90ZM103 216V215H102ZM152 216V215H151ZM171 216H174V215H171ZM181 216V218H183L184 219V216L182 217ZM207 216V215H206ZM79 217H80V219L81 220H79ZM105 217V216H104ZM212 217V216H211ZM174 218H175V220H177L176 219V216H174ZM178 218V217H177ZM187 218V217H186ZM213 218H214V216H213ZM240 218V219H241ZM99 219V218H98ZM171 219V218H170ZM170 219H168V220H170ZM173 219V218H172ZM171 219V220H172ZM192 219V218H191ZM208 219V218H207ZM100 220V219H99ZM174 220V219H173ZM179 221H177L178 223L179 222H181V220L182 219H178ZM188 221H189V219H187ZM193 220H195V219H193ZM201 220V219H200ZM199 220V218H198V221H200ZM205 221H207L206 219H204ZM209 220V219H208ZM80 221V222H79ZM191 221V220H190ZM205 221H203V224L205 223L206 224V222ZM215 221H216V218H215ZM237 221V222H236ZM148 223H149V221H147ZM183 222V221H182ZM218 223H221V221L219 220V221H217ZM223 222H225L224 220H223ZM244 222L242 223V220H241V223H242V225L244 224ZM151 223V222H150ZM197 218H196V221H195V223L193 222V224H195L194 225V227H193V224H192V228H194L195 229V231L196 232H194V234L195 233H197V235H198V232L199 231H197V229H196V227H197ZM201 223L202 222H200V228H201ZM207 223H208V221H207ZM227 223V222H226ZM225 223V224H226ZM239 223V222H238ZM94 224H95V222H94ZM160 224V223H159ZM168 224V223H167ZM167 224L165 225V226H167ZM175 224H176V222H175ZM180 224V223H179ZM184 225H185V223H183ZM183 224H180L179 226H180V228H181V225H182V229H183V227H185ZM189 224V223H188ZM204 224V225H205ZM146 225V224H145ZM156 225H158V224H156ZM203 225V226H204ZM208 225H210V222L208 223ZM224 225V224H223ZM237 225V224H236ZM153 226V225H152ZM161 226V225H160ZM172 226V225H171ZM173 226H175V225H173ZM173 226H172V228H173ZM179 226H177V228L179 227ZM229 226V227H230ZM237 226H239V224L237 225ZM94 227H95V225H94ZM158 227V226H157ZM186 227H187V225H186ZM198 227H199V225H198ZM205 227H206V225H205ZM202 228V229H206V228ZM243 227V226H242ZM97 228V227H96ZM167 228H170V227H168L167 226ZM170 229L169 231H171V230H173V229ZM200 228H199V230H200ZM207 228H209V227H207ZM238 228V227H237ZM92 229V231L93 230H95L94 231V234H92V235H90L89 234V231ZM154 229H156V230H154ZM159 229V228H158ZM176 229V228H175ZM179 229V228H178ZM186 229V228H185ZM185 229H183V230H185ZM236 229V228H235ZM241 229V228H240ZM165 230V229H164ZM193 230V229H192ZM239 230V229H238ZM92 231H90V232H92ZM158 231V230H157ZM174 231V230H173ZM175 231H177V229L175 230ZM179 231V230H178ZM185 231H187V230H185ZM185 231H183V232H185ZM191 231V230H190ZM201 232H202V230H200ZM165 232V231H164ZM183 232H178V235H177V233H176V237L177 236H180L181 237V239L182 238H184V233ZM192 232V231H191ZM207 232V231H206ZM234 232V231H233ZM232 232V233H233ZM235 232H237V231H235ZM241 232V231H240ZM103 233H107V235H106V237H105V235H102ZM175 233V232H174ZM205 233V230L203 231V234ZM225 232H223V234H224ZM227 233L225 234V235H227ZM165 234V233H164ZM167 235H168V233H166ZM193 234V233H192ZM199 234L201 235V233L199 232ZM222 234V235H223ZM236 234V233H235ZM247 235L248 236V240L246 239V236L245 235ZM99 235H102L103 237L101 238ZM174 236L173 235V233H171V234H169L168 235V237L169 236ZM199 235V236H200ZM205 235V234H204ZM204 235H201V237L202 236H204ZM222 235H220V236H222ZM229 235V236H230ZM183 236V237H182ZM185 236H187V233H186V235ZM188 236H191V235H188ZM219 236V237H220ZM228 236V235H227ZM227 236H225L226 238H227ZM93 237H94V240H93ZM97 238V240H96V238ZM98 237L100 238V239H98ZM168 237H166V238H168ZM180 237H178L179 239H180ZM209 237V236H208ZM219 237H217V239H220ZM224 236H223V238L226 240V238H225ZM92 238V239H91ZM124 238V239H123ZM186 238L188 239V237H185L184 239L186 240ZM191 238V237H190ZM204 238V237H203ZM207 238V237H206ZM222 238V237H221ZM229 238V237H228ZM231 238V237H230ZM236 238V237H235ZM128 239V238H127ZM162 239H165V238H162ZM161 239V240H162ZM174 239H176V238H174ZM180 239V240H181ZM210 239V238H209ZM214 237H213V239H211L210 241H209V243L210 242H212L213 243V241H214ZM215 240V241H220V240ZM160 240V241H161ZM169 240H171L170 238H169ZM168 240V241H169ZM184 240V241H185ZM196 239H194V241H195ZM213 240V241H212ZM245 240H247L246 242H245ZM164 241V240H163ZM162 241V242H163ZM166 241V240H165ZM173 241H177L178 242V240H172L171 242H173ZM193 241V242H194ZM197 241H198V237H197ZM223 240H221V242H222ZM228 240H226V242H227ZM243 241H244V243H243ZM132 242V241H131ZM187 242V241H186ZM193 242H190V243H192L191 245H194L193 244ZM224 242V241H223ZM147 243V242H146ZM161 243V242H160ZM184 243V242H183ZM195 243V242H194ZM198 243L199 242H197V245H198ZM208 243V244H209ZM219 243V242H218ZM225 243V242H224ZM241 243V244H240ZM156 244H158L157 246L158 247H156L155 245V251H156V248H157V251L159 250V248H163V246L161 245V244H159V243H157L156 242ZM164 244H165V242H164ZM166 244H167V241H166ZM184 244H186V243H184ZM196 244V243H195ZM214 244V243H213ZM220 244H223V243H220ZM219 244V245H220ZM226 244V243H225ZM234 244V245H233ZM241 245V247L239 246V245ZM179 245V244H178ZM180 245H181V243H180ZM189 245V244H188ZM190 245V246H191ZM210 245H212V244H210ZM210 245H208L207 247H209ZM215 245V244H214ZM214 245H212V247L214 248H216L217 247V243H216V246H214ZM139 246L141 247L142 245L141 244H139ZM153 246V247H154ZM168 246V245H167ZM166 246V247H167ZM190 246H187V247H189L190 248ZM236 246V247H237ZM243 246V247H242ZM250 248H249V247ZM139 247V248H140ZM197 246L195 245V248H196ZM211 247V248H212ZM227 247V244L225 245V247H223V248H226ZM236 247H235V249L234 250H236ZM238 247H237V249H238ZM246 247H245V249H246ZM127 248V247H126ZM129 248V247H128ZM181 248V246L180 247H178V249H180ZM212 248V249H213ZM220 248V247H219ZM223 248H220V250L222 249V251L221 252H223ZM229 248H226V250L228 251L229 250ZM234 247H232V249H233ZM141 249V248H140ZM176 249H177V246H176ZM212 249H210V251L212 250ZM217 249V248H216ZM215 249V250H216ZM161 250H163V249H161ZM170 250V249H169ZM183 250V248H181V251ZM184 250H186L185 249V247H184ZM219 250V249H218ZM226 250H224V251H226ZM240 250V249H239ZM248 250V251H249ZM125 251V250H124ZM165 251H166V249H165ZM168 251V250H167ZM167 251H166V253H167ZM186 251H189L188 250V248H187V250ZM191 251V250H190ZM192 251H194V250H192ZM191 251V252H192ZM208 251V250H207ZM229 251H231V250H229ZM237 251V250H236ZM241 251V250H240ZM147 252V251H146ZM164 252V251H163ZM163 252H161L160 251V253H162L163 254ZM171 252V251H170ZM169 252V253H170ZM183 252V251H182ZM212 252H214V251H212ZM211 252V253H212ZM217 252V251H216ZM221 252H220V254H221ZM243 252V251H242ZM158 253L159 252H157V253H150L151 255H149V258H151V260L152 261H154V262H157V260H158V262L160 261V259L162 258V256H161V254L160 255H158ZM165 253V252H164ZM165 253V254H166ZM175 253V252H174ZM187 254H188V252H186ZM226 253V252H225ZM228 253V252H227ZM148 254V253H147ZM147 254H145L146 256H147ZM155 254V255H154ZM156 254L158 255V256H161L160 258L158 257V256H156ZM183 254V253H182ZM223 254V253H222ZM236 254V253H235ZM238 254H240V252L238 253ZM242 254V253H241ZM94 255V256H93ZM110 257H109V256ZM167 255H168V253H167ZM169 255H171V253L169 254ZM178 255H180L181 256V254H178ZM184 255H186L185 253H184ZM189 256H190V254H188ZM212 255H214L215 256V253H213ZM212 255H210V258H211V256ZM217 255V254H216ZM219 255V254H218ZM244 255H246L247 256V254H244ZM109 257L108 259H107V257ZM135 256V255H134ZM137 256V255H136ZM140 256V255H139ZM151 256V257H150ZM152 256H156V257H152ZM163 256H165L164 254H163ZM175 256H177V254L176 255H172V257L173 258H175ZM179 256V258L181 259V257H182V260H184L185 258H186V256H185V258L183 257V256H181L180 257ZM220 256H222V255H220ZM240 256V255H239ZM242 256V255H241ZM246 256H244V257H246ZM107 259V262H104L106 259ZM112 257H114V258H112ZM144 257V256H143ZM143 257H141V258H143ZM166 257V256H165ZM232 257H235V256H232ZM238 257V256H237ZM132 258V257H131ZM140 258V259H141ZM145 258V257H144ZM168 258V257H167ZM166 258V259H167ZM212 258H214V257H212ZM240 258H242V257H240ZM248 258V257H247ZM257 258V259H256ZM104 259V260H103ZM135 259V258H134ZM139 259V258H138ZM148 259V258H147ZM177 259H178V256H177ZM177 259H174V261L176 260L177 261ZM188 259V258H187ZM187 259H185L184 260V262L187 260ZM216 259V258H215ZM245 259V258H244ZM243 259V260H244ZM249 259V260H250ZM264 259V258H263ZM262 259V260H263ZM150 260V261H151ZM165 260V259H164ZM162 261V262H160V264H165L164 262L165 261ZM171 260V259H170ZM169 260V261H170ZM181 260V261H182ZM248 259H245V263H247L248 261H247ZM262 260H260V261H262ZM128 261V260H127ZM168 261V260H167ZM168 261V263L169 264H171L170 262ZM173 261V260H172ZM171 261V262H172ZM180 261V260H179ZM196 261V260H195ZM214 261V260H213ZM247 261V262H246ZM259 261V262H260ZM157 262V263H158ZM188 262V261H187ZM254 262V261H253ZM253 262L251 263V261H250V263L248 262V264H253ZM263 262H264V260H263ZM157 263H155V264H157ZM167 263V262H166ZM175 264V262H172V264ZM176 263H178L179 264V262L177 261ZM181 263V262H180ZM257 263H258V261H257ZM159 264V263H158ZM181 264H183V262L181 263ZM191 264H192V262H191ZM240 264H244V263H241V260H240ZM259 264V263H258ZM260 264H264V263H260Z\"/></svg>",
    "mask_w": 264,
    "mask_h": 264
}]
</instances>
